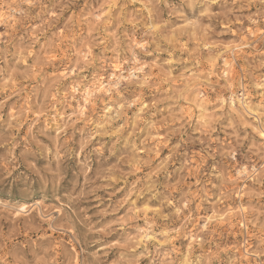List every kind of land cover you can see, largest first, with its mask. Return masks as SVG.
<instances>
[{"label":"rangeland","instance_id":"rangeland-1","mask_svg":"<svg viewBox=\"0 0 264 264\" xmlns=\"http://www.w3.org/2000/svg\"><path fill=\"white\" fill-rule=\"evenodd\" d=\"M263 131L264 0H0V264H264Z\"/></svg>","mask_w":264,"mask_h":264},{"label":"bare ground","instance_id":"bare-ground-1","mask_svg":"<svg viewBox=\"0 0 264 264\" xmlns=\"http://www.w3.org/2000/svg\"><path fill=\"white\" fill-rule=\"evenodd\" d=\"M120 78H121V77H120ZM101 87H102V86H101ZM101 87H100V88H101ZM102 88H103V87H102ZM105 89H106V88H105ZM97 91H98V90H97ZM98 92H99V91H98ZM88 93H89V92H88ZM92 93H93V92H92ZM84 108H85V107H84ZM263 132H264V131H263ZM240 197H241V196H240Z\"/></svg>","mask_w":264,"mask_h":264}]
</instances>
